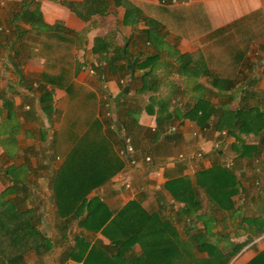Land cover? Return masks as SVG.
I'll use <instances>...</instances> for the list:
<instances>
[{"label": "crops", "instance_id": "obj_1", "mask_svg": "<svg viewBox=\"0 0 264 264\" xmlns=\"http://www.w3.org/2000/svg\"><path fill=\"white\" fill-rule=\"evenodd\" d=\"M231 29L240 36H252L250 46L255 44L259 53L264 52V0H7L0 7V194L13 186L1 176L9 167L27 182L32 194L22 210H35L30 221L47 240L30 250L22 248L24 264H115L112 260L118 250L100 232H93V223L85 229L78 225L80 218L67 221L59 215L49 188L51 176L63 172L66 158L82 140L93 142L105 135L108 156L116 159L119 145L107 136V124L114 129L122 122L126 125L121 131L132 137L139 161L150 156L154 164L143 167L139 162L134 169L127 162L121 168L115 163L101 167L108 177L89 192L87 202L97 197L115 216L137 201L145 211L170 218L182 240L196 234L195 228L184 232L182 225L195 222L202 237L216 244L222 254L231 255L227 264H248L264 252V56L250 62L246 53L245 60L253 68L240 67L233 76L215 70L221 77L255 79L248 88L238 86L228 92L236 96L228 107L255 117V135L251 131L240 138L246 145L258 146L257 154L236 137L220 136L212 125L202 129L189 118L172 119L165 127L174 128L168 138L154 135L156 116L146 109L151 99L166 98L173 89L188 84L186 75L178 70L180 55H195L210 68L207 48L216 41L219 46V39L211 36ZM244 46L239 43L240 48ZM157 59L165 64L151 68L149 62L154 64ZM234 59L240 65L246 62L241 51ZM142 61L146 62L143 67ZM172 97L170 111L178 108L184 114L191 108L193 102L187 98ZM158 103L152 106L154 111ZM136 133L144 135L142 148ZM199 149L203 156L191 162L192 169L176 163L154 173L168 158L185 154L190 160ZM52 159L51 167L48 161ZM117 159L120 162L122 158ZM212 169L231 172L237 183L236 193L219 204L197 184V172ZM181 176L189 179L200 205L191 216H178L174 209L182 204L174 202L164 189L167 180ZM123 178L133 183L130 189L122 187ZM158 184L162 186L159 193L155 191ZM213 184L206 187L211 189ZM15 196L12 192L0 199ZM35 196L40 200L36 202ZM85 215L86 210L81 217ZM34 239L39 240L37 236ZM104 252L110 261L100 258ZM141 252L139 245L132 249L135 256ZM132 253L122 252L117 263L127 264L124 259ZM196 253L207 256L205 248Z\"/></svg>", "mask_w": 264, "mask_h": 264}, {"label": "trees", "instance_id": "obj_2", "mask_svg": "<svg viewBox=\"0 0 264 264\" xmlns=\"http://www.w3.org/2000/svg\"><path fill=\"white\" fill-rule=\"evenodd\" d=\"M37 16L36 20H38ZM148 35H150V32H145V36L148 37ZM245 55V51H241L242 60H245ZM179 58L181 61L178 63V70L182 76L186 75L183 77L188 80V84L185 87L173 89L166 98H160L159 95L157 96L159 98L158 101L151 99L150 103L146 105L147 112L156 116L157 126L154 135H163L168 138L171 136L169 134L170 128L167 129L165 127L171 124L172 119L179 117L189 118L197 121L202 129L212 125L213 130L220 135L224 133L225 135L236 137L239 143L241 142L245 147H251V152L257 154L259 152L258 146L246 145L240 138L242 135L248 136L251 131L253 132L251 134L255 135V117H249L248 113L243 112L238 107L234 110L228 107V104L236 97L235 94H228V92L238 86L248 88L255 83V79L248 78L246 75L239 79L221 77L216 74L217 72L213 68L206 67L203 63L197 61L195 55L184 54L180 55ZM151 59L147 58V60ZM186 59H188L187 62ZM241 63H244V68H253V64L248 61ZM145 65V61L140 62L141 67ZM100 71L104 72L101 68ZM200 78H204L205 82H202ZM43 80L48 81L49 79ZM172 96L187 98L188 102H193L191 108L188 111H184V114L178 111V108L177 111H170L169 99L173 98ZM214 99L218 100L216 104L211 103ZM40 101L43 103L42 98ZM176 101L180 100L176 99ZM118 103L120 104V102ZM121 103L123 104L124 102ZM157 103L158 108L154 111L152 106ZM46 113L48 117H51L50 110H47ZM130 114L132 115V113ZM262 115L263 113L258 114L261 118ZM212 118L214 121L211 123ZM130 122L131 124L132 122L135 123V120L130 119ZM125 125L122 122L114 125V129H112L107 124L106 134L112 137L114 142H117L119 149L125 147L124 141L118 135ZM262 130L263 128L260 131ZM104 137L105 135L102 136L100 134L93 142L84 143V140H82V143H79L69 157L66 158L65 164L61 167L63 172L52 178L51 192L57 213L64 216L67 221L80 218L78 225L85 229L91 228L88 227V224L91 225L93 223V232H100L110 241V245L118 250L112 260L115 264H120L117 262L120 260L122 252L128 250L132 253L135 245H139L142 252L139 256H135L132 253L126 260L124 259V263L227 264L231 255L222 254L216 244L202 237L199 229L195 227V222L194 224H187V227L185 224L182 225L184 232H189L194 228L196 232L194 236H188L187 240H182L174 222L170 218H165L164 214L160 212L151 213L145 211L137 201L128 203L115 216H111L110 212L106 210V206L97 197H93L88 202L86 201L89 192L101 185L108 177L107 174L101 173L104 171L101 170V167L104 169L110 168L114 163L116 168H121L122 164L123 167L125 166L126 161L118 155L119 149L117 150L116 159L115 156H113V159L108 156L107 142ZM117 158L121 159L123 163L121 160L118 162ZM137 159L138 156L136 157ZM0 171H2V168H0ZM1 176L5 181L12 182L13 186L11 190H4L0 197L12 192L16 196L6 201L0 199V264H24L23 253L25 250L22 248L25 247V249L28 248L30 250L35 244L38 245L47 240L40 232H37L35 224L30 221L35 217V210H31V212L22 210L23 202L32 194V192L27 191V182L21 180L20 175L10 170L9 167L3 170ZM196 176L198 186L204 189L206 194L217 204L224 199H229L237 191V183L234 182L231 172L225 169H212L207 172L204 170L198 171ZM218 176L222 180L219 183ZM212 183H214L212 188L208 189L206 184ZM164 189L174 202L182 204V206L174 209L178 216H191L200 208L195 189L191 187L190 181L186 176L167 180ZM156 197L158 198L159 206H161L160 197ZM85 210L86 215L81 217ZM102 210L105 212L104 214L101 213ZM29 214L28 220H25V216ZM196 218L198 219V217H195V220ZM179 219L180 221L184 220V218ZM35 236L39 240L34 239ZM203 248L207 252L205 257H201L196 253L197 251L201 253ZM193 249H197L195 253H193ZM95 254L96 248L93 249V258H95ZM101 257H104L103 261L105 262L110 261L106 257L105 252L100 255ZM248 264H264V252L258 254Z\"/></svg>", "mask_w": 264, "mask_h": 264}, {"label": "rangeland", "instance_id": "obj_3", "mask_svg": "<svg viewBox=\"0 0 264 264\" xmlns=\"http://www.w3.org/2000/svg\"><path fill=\"white\" fill-rule=\"evenodd\" d=\"M6 3H7V0H5L4 6L6 5ZM27 9L28 8H26L25 11H28ZM13 26H14L15 29H18V26L15 23L13 24ZM253 33H255V31ZM251 37H248V36H245V35H241L240 36V35L236 34L233 29L224 31L222 33H219L218 35H216V34L212 35L211 39H213V40L219 39V46H218V41H216V42L212 43L210 46H208V48H207L206 55H207V58H208V62H209L210 68L214 67L215 68V69L213 68L214 70L221 72L223 75L233 76L235 70H239L240 67L244 68L243 67L244 63L242 65H240V64H238L237 61L235 62V59H234V56L239 51H242V50L245 51V53H247V56L250 58L249 59L250 62L251 61H255V58H258V57H259V59L262 58V56H264V52L261 51V53H259L258 52L259 48L255 47V44L253 46H250V39L249 38H251ZM240 42H242V44H244L245 46L240 48L239 47V43ZM219 60H221V62L218 63ZM149 64H152V65H154V67H157L158 65L160 66L162 64H165V62L162 61V59H157V61L154 62V64L151 63V62H149ZM244 69H246V67ZM212 72H215V71H212ZM123 83H126V81H124ZM1 120H2V118L0 117V125H1ZM1 130H4V129H1ZM0 134H1V131H0ZM118 135H119V138H120L122 135H125V134H124V132L121 131V132L118 133ZM220 136H223V133ZM136 137L138 139V143H140L141 148H142V146L144 144L143 142H144V139H145V138H143L144 135L142 133H140V134L136 133ZM131 139H132V137H131ZM137 146L139 147V144ZM198 152L203 156V151L202 150H200ZM195 153H194V155H190L189 162H192V161L194 162V160L196 161L197 159H201L202 158V156L197 157V153L196 154ZM183 155L186 156L185 154H183ZM144 157H146V156L141 157V160H142L141 162L139 161L140 158L137 159V161L140 162V165L142 164L143 167H146V161H145ZM33 159L35 160V158H33ZM34 160L31 159V161L36 162ZM51 161H48V164H50L49 166L52 167L53 166V162L55 163V160L52 159ZM150 162H151V164L152 163L154 164V161L152 160V157H150ZM144 164H145V166H144ZM191 165H192V163H191ZM158 167H159V165H158ZM192 168H193V166H192ZM163 170H165V168ZM163 170H161V171L163 172ZM154 173L157 174L158 172L154 171ZM33 177L34 178H37V177L39 178V176H35V175ZM52 177L53 176H51L50 184H51V181H52ZM0 183H1V180H0ZM130 183H131V187H132L133 183L131 181H130ZM49 192L51 193V189L50 188H49ZM39 195H40V193H39ZM33 198H34V200L36 202L40 200V196L39 197L35 196Z\"/></svg>", "mask_w": 264, "mask_h": 264}, {"label": "built area", "instance_id": "obj_4", "mask_svg": "<svg viewBox=\"0 0 264 264\" xmlns=\"http://www.w3.org/2000/svg\"><path fill=\"white\" fill-rule=\"evenodd\" d=\"M4 2L5 0H0L1 8L4 6ZM173 131H174V128L169 129V132H173ZM120 138L121 140L124 141L125 147H122L118 150V155L127 162V164L129 165L131 169L138 167L139 162L136 160V152H135V149L133 148V145L131 144V139L126 135H122ZM200 156L202 155L198 152L197 157H200ZM144 159L146 161V165H151L149 156L144 157ZM176 163H183L185 164V166L188 167V169H192L191 162H189L188 158L183 155H178L176 157L173 156L165 160L162 163V165L158 167L156 172L160 173L162 172L161 170H163L165 167H169L170 165H174ZM121 185L126 190L131 188V183L126 178H123L121 180ZM140 189L143 190V187H141ZM161 189H162L161 185L158 184L155 186V191H161Z\"/></svg>", "mask_w": 264, "mask_h": 264}]
</instances>
